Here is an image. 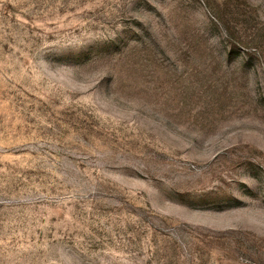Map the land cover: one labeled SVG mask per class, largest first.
Wrapping results in <instances>:
<instances>
[{
	"label": "rangeland",
	"instance_id": "obj_1",
	"mask_svg": "<svg viewBox=\"0 0 264 264\" xmlns=\"http://www.w3.org/2000/svg\"><path fill=\"white\" fill-rule=\"evenodd\" d=\"M0 264H264V0H0Z\"/></svg>",
	"mask_w": 264,
	"mask_h": 264
}]
</instances>
